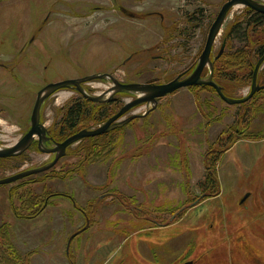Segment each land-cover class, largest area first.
<instances>
[{"label":"rangeland","instance_id":"obj_1","mask_svg":"<svg viewBox=\"0 0 264 264\" xmlns=\"http://www.w3.org/2000/svg\"><path fill=\"white\" fill-rule=\"evenodd\" d=\"M226 1L0 0V148L31 126L49 83L104 73L124 83L173 80L199 58ZM244 9L228 14L215 53ZM244 44L231 40L225 53ZM13 65L15 78L4 69ZM245 69H234L233 98L250 91ZM110 86L84 88L98 96ZM79 95L69 88L44 102L48 130ZM116 97V113L135 98ZM122 129L107 157L81 162L77 143L52 169L0 185V264H264V98L244 107L182 88ZM36 148L21 163L0 162V179L52 162ZM51 171L58 176L47 178ZM49 194L36 214L32 199Z\"/></svg>","mask_w":264,"mask_h":264},{"label":"water","instance_id":"obj_2","mask_svg":"<svg viewBox=\"0 0 264 264\" xmlns=\"http://www.w3.org/2000/svg\"><path fill=\"white\" fill-rule=\"evenodd\" d=\"M238 6L248 7L256 12L264 14V3L260 2L259 0H227L223 4L217 17L210 27L205 47L198 59L196 68L185 78H182L184 74H180L173 80L166 83H124L116 79L112 74L104 73L49 83L48 85L43 87L37 94L36 102L34 104L31 115L30 130L14 146L9 148H0V158H8L22 154L27 148L32 145V143L36 139H38L39 146L43 152L54 153L55 157L52 162L47 163L43 166L24 170L14 175L0 179V185L13 184L26 177L37 175L52 169L64 156H66L67 149L70 146L79 143L84 138L108 133L114 129L124 127L134 119L147 116L152 110L157 108L158 103L161 99L175 93L179 89L192 86L211 87L217 92V94L223 101L230 105L243 104L251 100L257 92L264 89V85H260L257 80L258 73L264 64V56H262L258 60L255 66L250 91L244 97L233 98L225 95L222 87H220L214 81V64L215 61L222 55L226 43L224 42L222 44L219 54L215 58H212L214 44L221 33L222 27L224 26L228 14L234 7ZM206 67L209 68V74L208 76L203 77V72ZM96 80L108 81L111 83V86L100 95L92 96L85 90L84 85ZM69 88L77 90L83 97L96 103H104L117 100L116 95L122 93L133 94L135 98L125 103L118 113H116L107 122L100 125L99 127L92 130H81L73 136L67 138L63 142H55L54 148L45 150L42 148V146L51 138L49 137V130L41 121L42 106L48 98L55 95L61 90ZM143 105L147 107L149 106L151 108H149L143 114L134 112L135 108ZM184 264H192V262L189 261Z\"/></svg>","mask_w":264,"mask_h":264},{"label":"trees","instance_id":"obj_3","mask_svg":"<svg viewBox=\"0 0 264 264\" xmlns=\"http://www.w3.org/2000/svg\"><path fill=\"white\" fill-rule=\"evenodd\" d=\"M223 40V42L226 43L225 48L228 47L231 40L245 43L242 48L233 52L225 53L224 50L223 54L215 61L214 65V81L222 87L225 95L233 97L232 92H230L232 88L230 85L231 83L237 82L236 80L241 79L235 74L234 69L236 67L246 68L245 70L247 72L243 76V79L245 83L249 81L248 84L250 83L251 85L255 66L258 60L264 56V14L250 8H245L244 11H242L240 15H237L234 21L227 26ZM227 58L228 62L225 63L224 60ZM255 58L256 60H253ZM226 66H229V68ZM257 80L258 83L264 81V71L258 75ZM261 85H264V82H262ZM201 88L216 92L211 87ZM260 98H264V89L257 92L251 100L241 104V106L247 107L252 103L253 107L258 104ZM119 104V98L109 102L96 103L79 95L65 108L59 126L51 129V135L58 141H65L81 130L95 129L116 114ZM253 111V108H247L245 115L252 114L254 116ZM122 130V128H117L105 134L84 138L72 150V153H77V155L83 154V160H81V162H85L91 158L95 161L100 155L107 157L113 149L114 144L117 142L118 134ZM215 161H217V158H215ZM57 176L58 174L52 171L48 172L46 175L47 178H54ZM205 180L212 187L217 186L218 181L214 172L210 171ZM201 185H203V183ZM50 196L51 194L45 199L41 197L32 199L37 205L36 214L41 213L46 207L45 205H48L47 200H49ZM5 232L8 231L5 230Z\"/></svg>","mask_w":264,"mask_h":264},{"label":"flooded vegetation","instance_id":"obj_4","mask_svg":"<svg viewBox=\"0 0 264 264\" xmlns=\"http://www.w3.org/2000/svg\"><path fill=\"white\" fill-rule=\"evenodd\" d=\"M245 8H248V7H245ZM231 12V11H230ZM196 13H198L197 11H196ZM199 19V18H198ZM214 22V21H213ZM216 43V42H215ZM224 43V42H223ZM215 45V44H214ZM220 50H221V48H220ZM220 50L219 51H217V53H215L214 52V49H213V54H212V58H215L218 54H219V52H220ZM225 50V49H224ZM224 52V51H223ZM223 54V53H222ZM201 55V54H200ZM200 57V56H199ZM198 59L199 58H196L189 66H187L186 68H184V70H182L178 75H180V74H184L183 75V77L182 78H185V77H187L189 74H191L193 71H194V69L196 68V66H197V64H198ZM215 65V64H214ZM4 69H6L10 74H12V76L15 78L16 76L18 77V75H15V70H16V68H15V65H13L12 67H8V66H4ZM209 73V68L208 67H206L205 68V70H204V72H203V77H206V74H208ZM177 75V76H178ZM176 76V77H177ZM175 77V78H176ZM122 94H125V93H122ZM115 115V114H114ZM113 115V116H114ZM31 127V126H30ZM30 127L27 129V130H23V132L21 133V136H20V138L16 141V142H14L13 144H8V145H6L7 147L6 148H9V147H12V146H14L19 140H21L24 136H25V134L30 130ZM22 130V129H21ZM49 137L51 138L50 140H48V141H46L44 144H43V146H45L46 148H44L43 146H42V148L43 149H52V148H54L55 147V142H63V141H58L53 135H51V131L49 130ZM33 146H36L37 148H36V150H37V152H39L40 150H41V148H40V146H39V142H38V139H36L33 143H32V145L29 147V148H27L22 154H20V155H17V156H12V157H8V158H0V162H11V161H14V162H16L17 163V161H19L20 163H21V160H19L20 158H21V156H23V155H25V153L27 152V151H29L31 148H33ZM71 147V146H70ZM69 147V148H70ZM69 148L67 149V150H69ZM41 152H43L42 150H41ZM43 153H46V152H43ZM46 154H48V155H50V156H53V157H55V154L54 153H46ZM45 206H47V204L45 205Z\"/></svg>","mask_w":264,"mask_h":264}]
</instances>
